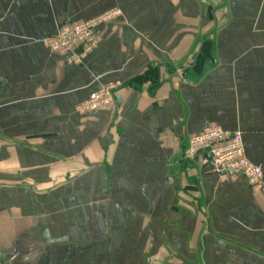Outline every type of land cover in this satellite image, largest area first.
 <instances>
[{
    "label": "crops",
    "instance_id": "0c3cea01",
    "mask_svg": "<svg viewBox=\"0 0 264 264\" xmlns=\"http://www.w3.org/2000/svg\"><path fill=\"white\" fill-rule=\"evenodd\" d=\"M114 9L80 65L40 43ZM213 126L260 185L186 157ZM0 264H264V0H0Z\"/></svg>",
    "mask_w": 264,
    "mask_h": 264
},
{
    "label": "built area",
    "instance_id": "2783aa9c",
    "mask_svg": "<svg viewBox=\"0 0 264 264\" xmlns=\"http://www.w3.org/2000/svg\"><path fill=\"white\" fill-rule=\"evenodd\" d=\"M118 15L120 11L114 9L89 21L66 24L55 35L42 39L40 43L50 52L62 55L69 65H80L100 43L96 29ZM181 75L179 70L178 77H182ZM120 86V83L101 86L76 107V112L92 114L113 107V92ZM200 152L205 154L202 162L210 165L215 173L232 170L241 175L250 186L262 183V169L246 158L241 133L227 132L215 126L207 127L200 134L188 138L186 157L192 159ZM208 154L211 155L210 158H207Z\"/></svg>",
    "mask_w": 264,
    "mask_h": 264
},
{
    "label": "water",
    "instance_id": "95a60500",
    "mask_svg": "<svg viewBox=\"0 0 264 264\" xmlns=\"http://www.w3.org/2000/svg\"><path fill=\"white\" fill-rule=\"evenodd\" d=\"M208 151V150H207ZM211 157V155L210 154H208L207 155V158H210ZM216 174H218V175H220V176H225V175H227V176H233L235 173H234V171H232V170H228V171H226V172H220V173H216Z\"/></svg>",
    "mask_w": 264,
    "mask_h": 264
},
{
    "label": "rangeland",
    "instance_id": "374dc122",
    "mask_svg": "<svg viewBox=\"0 0 264 264\" xmlns=\"http://www.w3.org/2000/svg\"><path fill=\"white\" fill-rule=\"evenodd\" d=\"M178 71H179V70L176 71V75H178Z\"/></svg>",
    "mask_w": 264,
    "mask_h": 264
}]
</instances>
